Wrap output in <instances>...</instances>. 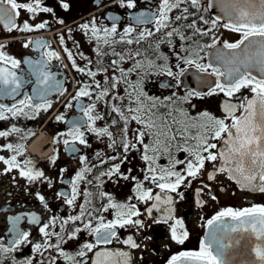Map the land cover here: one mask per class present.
<instances>
[{
  "label": "snow or ice",
  "instance_id": "obj_1",
  "mask_svg": "<svg viewBox=\"0 0 264 264\" xmlns=\"http://www.w3.org/2000/svg\"><path fill=\"white\" fill-rule=\"evenodd\" d=\"M150 3V0H148ZM190 4L198 11L201 10V0H159L155 11L139 10L130 12V20L135 22V26L129 23L124 28L123 34L119 35V40L109 39L118 35L117 17L110 16L113 21L111 27H96V21H91V32L93 37L98 41H102L105 46L112 48L110 53H105L99 48L97 55H114L119 59L111 61L112 66L118 67L123 60L134 59L142 55L141 51L135 52L125 51L117 52L112 47L115 43H133L139 44L142 40L161 32L164 29H170L163 33L171 44V38L174 34L178 35L181 40L191 39L190 36H185L181 32V28L185 27L192 29L194 36H209L214 29L223 27L233 33L239 34V39L235 42L227 40L221 42L215 35L211 36L212 43L200 45L198 42L197 50L190 53L187 57H179L184 63L194 66L200 72L209 73L216 77L214 86L209 88L207 93L190 90L184 97H180L183 102H187L189 98L203 97L204 95L212 96L223 93L227 99L222 102V116H215L208 111H203L195 117H189L186 112L180 110V115L184 117L182 120H173V125H176L175 132L172 126L167 121L161 120L157 123V118L152 112L156 107V102L153 98L146 97L142 93L139 81H131L129 74L138 69H142L144 64L140 60H136L133 68L125 71L119 68L120 76L105 75L104 86L100 81L95 80L98 72L107 73L108 67L99 66L96 71L91 68L77 67L75 60H72L73 67L78 72H87L89 77L93 78L94 87L92 84L84 83L77 92L74 99L79 97L91 98L95 92V100H104L110 107L111 112L117 114L118 119H113L111 123L105 127H96L97 120H103L104 116L96 114V103L93 102L87 106H81L80 111L83 117L71 121V128L64 135L67 138L63 139V144L66 150L73 153L77 151L74 145L78 142L80 145L90 146L85 137V132L81 130L85 125L89 132L94 133L98 137L107 136L111 143L109 147H113L119 142L120 147L125 154L123 157H109L111 160L120 159L121 163L128 159V153L136 150L137 145L141 146V159L144 161L145 167L140 169L143 173L142 178L131 176L134 184V198L141 203L148 204L152 202L146 209L147 216L153 217V211L160 212L164 210L165 215L156 219V223H167L173 219L174 211L173 196L170 193H177L183 199V192L179 189L182 185L190 186L191 180L198 178L202 170L205 169L206 163L213 164V170L208 173L209 181L215 180L218 174L227 176L229 180L234 181L240 188L244 190L258 191L264 193V0H209L207 8L202 9V13L198 19L204 25H210L206 30L197 26V20L193 19L186 25L176 24L174 21L188 20V7L181 5ZM219 5L222 9L223 16H215L212 19H205L203 12H207L210 8ZM119 5L122 8L135 10L138 8L137 0H119ZM61 6L64 9L68 8L67 3L61 0ZM174 9H181V14L174 18L170 13ZM21 10L32 14V18L39 12H53L54 10L47 6H42V0H31V2H22V0H0V25L7 32L13 31L32 32L39 29H44L46 23L36 25L30 24L27 20L19 24L18 18ZM227 17V22L221 24V21ZM60 23H63L61 20ZM153 25L155 31L149 28L142 29L137 35V27L141 25ZM83 29L89 28V23L80 26ZM64 37L60 40L63 42ZM162 42V41H161ZM217 48L218 44H221ZM30 44H35L37 49L46 47L44 41H28L24 43V47H29ZM5 45H0V97H7L15 100L20 95L21 89L25 83H32L31 79H25L22 75L17 74V69L21 67V60L9 55L4 51ZM159 47V43L156 44ZM205 48L216 49L212 53L213 60L208 63H200L203 59L200 52ZM69 59H72V53L68 49ZM193 56L195 58H193ZM47 60L53 58L59 59V54L55 51H47L41 53V58L38 60L28 59L26 63L30 66L31 71L27 74L29 77H35V99L42 102H34L32 95H24L11 105L0 103V120H7L10 117L15 118L20 115H27L26 109L35 114H39L41 110L48 111L52 107L47 96L53 90H60L58 81H55L50 72L47 71ZM165 62L167 57H162ZM91 63V61H89ZM149 66L160 67L166 70V75L179 77L186 71L177 62L175 67L179 70L174 73L171 67L165 65H155L149 61ZM223 68V71L221 70ZM256 69L260 75H253L252 69ZM209 70H211L209 72ZM127 84L128 88L125 91L128 94V105L121 108L119 105L124 100L123 96L114 94V90L121 84ZM162 86H168L162 83ZM248 88L253 94L251 98L241 97L239 102H233L232 98L241 91ZM98 90V91H96ZM175 95V94H174ZM115 103H109V98ZM146 99L151 103H146ZM166 99H173L167 97ZM135 105L133 107L132 105ZM66 107L71 108L69 103ZM171 112V110H169ZM239 113V114H238ZM86 117V120H84ZM57 121H64L63 114L56 117ZM136 122L141 125L132 131L129 136V124ZM119 125V139L110 129L116 128ZM21 130L15 125L9 130H0V138H7L13 133H18ZM149 137L151 142L145 143V138ZM57 143H60L59 136L56 138ZM175 147L179 151L186 153L189 159H178L172 154V149ZM0 151H8L12 155L5 157L0 155V162L5 166L3 172L5 174L12 170H18L19 176L25 178L30 184L36 181H47L48 186L52 187V181L42 170L35 168L33 161L28 158L21 161L18 159L25 154V146L23 144L7 143L0 145ZM161 154H167L169 163L167 166L158 163ZM99 155V153H97ZM56 155L50 157V162L55 163ZM81 163L85 166L76 172L74 178L70 181L71 192L60 191L56 196L62 203L67 204L70 208H74L78 197L81 195L79 191V183L88 180L87 175L92 169L87 166V157H80ZM102 163L104 161H101ZM121 163L113 164L107 171L100 172L95 177L97 188L102 185L101 177L122 176L128 180L130 177L121 173ZM183 164V170H177L179 165ZM66 171V169L61 170ZM130 171V170H129ZM188 181V184H185ZM147 185H154V188ZM210 185L205 184L203 188L198 189L201 192L204 188H209ZM158 189L159 191H155ZM84 203L79 205V212L76 215H68L67 217L52 216L48 222L42 223L41 218L36 213H24L17 216H10L8 220L11 224L8 235L10 242L5 246L0 240V252L9 253L17 251L21 245L31 244L33 251L38 253L43 259L37 264H58V261L63 260L64 264H132L131 253L129 251L110 248L114 241L126 245L129 249H138L140 243L132 237L120 240L117 229L125 226H134L138 230L145 227V223L141 219H134L142 215L137 204L131 203L133 197H129L127 202H117L109 193L98 191L97 196L100 199L107 198V203H101L99 207H87L92 204V193L85 190L83 193ZM39 202L47 209L48 201L45 196L36 193ZM216 200V196L211 197ZM109 209L114 210L112 219H107L104 213L109 212ZM2 210V209H0ZM22 216L29 217L30 223L40 225L39 232L43 238V242H34L30 239L31 232L23 231L18 227ZM225 218H231L234 224L227 223ZM59 221V231L54 229ZM79 222L81 226H77ZM71 224V229L65 226ZM183 228V222L176 220L171 226L172 239L183 244L188 238L187 231H179ZM209 229L206 237L200 242L198 251H182L172 255L168 260V264H233L229 258V249L234 247L239 240L235 239L233 233H247L249 237H255L254 246L250 248V252L254 253V257L245 261V264H264V205H253L243 209H233L231 207L224 208L218 211L211 219L207 220ZM86 231L93 239L83 242L79 250L70 253L65 250L62 245L68 240L78 239L79 233ZM52 237H56L55 243L52 242ZM67 237V239L65 238ZM143 239H150L144 237ZM45 254L46 257H45ZM14 264H33V258L28 257L23 261H16Z\"/></svg>",
  "mask_w": 264,
  "mask_h": 264
},
{
  "label": "flooded vegetation",
  "instance_id": "obj_2",
  "mask_svg": "<svg viewBox=\"0 0 264 264\" xmlns=\"http://www.w3.org/2000/svg\"><path fill=\"white\" fill-rule=\"evenodd\" d=\"M22 2H31V0H22ZM63 3L68 4L67 9L61 6V0H42V6L50 7L54 11L39 12L34 18H32L31 13L21 10L17 21L19 24H22L25 20L33 26L39 23H46L44 29L32 32L13 31L9 33L0 25V45H5L4 51L22 62L21 67L16 70L17 74L33 81L32 83L24 84L20 95L15 100L0 97V103L11 105L23 99L24 95H32L34 102H42L35 99V92L33 91L35 77L27 75L31 69L26 61L28 59L38 60L41 58V53L47 51H55L59 54V59L53 58L47 60L46 57L44 59L47 61V71L51 73L53 79L58 81L60 85L59 91L53 90L47 96V100L52 104V107L48 111L41 110L39 114H35L26 109L27 115L0 120V130H9L13 125L21 130L7 138H0V145L7 143L23 144L25 146V154L18 157V159L23 161L30 158L35 168L42 170L52 181V187L48 186L47 181H36L30 184L25 178L19 176L18 170L14 169L5 174L3 172L5 166L0 162V209H2L0 210V240L3 241L4 245L8 246L10 242L8 233L11 224L8 217L24 213H36L41 218V222L45 223L52 216L67 217L70 214L76 215L79 212V205L84 203L85 197L83 193L85 190L92 193V204L87 206L89 208L93 206L99 207L101 203L106 204L108 202L107 198L100 199L97 196V192L102 191L109 193L117 202H127L129 197H133L131 203L137 204L142 213L140 217H135L134 219H141L145 223V227L139 230L131 225L117 229L121 241L127 239L128 236H132L137 243L141 244L140 248L129 249L126 245L117 241H114L108 247L129 251L131 253L132 264H168V260L172 255L182 251L199 250L200 242L209 231L207 220L211 219L218 211L229 207L243 209L253 205H264V193L244 190L223 174H218L215 180L209 181L207 176L214 166L211 163H206L205 169L202 170L198 178H189L191 180L190 186L185 187L182 185L179 189L180 192H183V199L177 193H170L173 196V219L167 223H156V219L165 215L164 210L161 209L160 212L154 210L153 217L149 218L146 209L152 202L144 204L134 198L135 182L131 179V176L142 178L143 173L140 169L145 167L144 161L141 159V146L137 145V148H140L141 151L133 150L129 152L127 154L128 159L121 163L120 159H109V157H123L125 155L119 142L113 147H109L111 141L107 136L98 137L94 133L89 132L86 125L81 130L85 132V137L90 146L80 145L77 142L74 145L77 149L75 153L66 150V146L62 141L67 137L60 135L62 133L66 134L69 131L72 126L71 121L83 117V113L80 111L82 105L87 106L93 102L96 103V114L104 116L103 120L96 121V127L98 128L109 125L113 119H118L117 114L111 112L110 107L104 100H95V92L91 98L85 96L74 99L84 83L92 84L94 87V81L92 77L87 75L86 71L84 73L78 72L73 67L72 60H75L77 67L86 68V70L87 68H91V70L96 71L101 65L108 67L109 71L107 73L98 72L95 77V80L100 81L102 86H104L105 75L109 77L112 75L120 76L119 68L127 71L129 68H133L136 60H140L144 64V67L130 73L129 79L131 81H139L142 93L146 94V97L153 98L156 102V107L152 109V112L157 118V123L161 120L167 121L172 126L174 132L176 125H173V120L179 121L184 119L180 115V110L186 112L189 117H195L203 111H208L218 117L222 116L221 105L227 99L223 93L212 96L204 95L202 98L193 96L187 102L178 99L184 97L190 90L207 93L209 88L214 86L216 77L209 73L200 72L194 66L185 64L183 59L178 61L177 58L178 56L187 57L190 53L197 50L195 42H198L200 45L211 44L212 35H215L221 42L225 40L235 42L240 38L239 34L233 33L223 27H218L209 36L200 37L192 35V29L182 27L181 32L185 36H190L191 39L181 40L178 35L174 34L171 38V44H169L168 39L164 37L163 33L170 29H164L148 37L146 40H142L139 44L115 43L112 45L117 52H135L139 50L142 53L141 56L134 59L126 58L116 67L112 66L111 61L119 59L118 57L114 55L100 57L97 55L98 48L105 53H110L112 48L105 46L102 41H98L93 37L91 21L95 19L96 27H111L113 21L109 17H117L118 35L109 39L119 40V35L123 34L124 28L129 23L135 26V22L130 20L129 13L149 9L155 11L159 0H150V3L148 0H137L138 8L135 10L120 7L119 0H63ZM208 4L209 0H201V10L199 11L190 4L181 5V9L188 7L191 15L188 16V20L184 21L177 22L173 19L172 26H176V24L186 25L193 19H196L197 26L206 30L210 25H204L199 21L198 17L202 13V9L208 7ZM181 9H174L170 13V16L174 18L176 15H180ZM203 15L205 19H212L218 15L223 16V12L217 4L207 12H203ZM61 20L63 23H60ZM226 22L227 17L221 21V24ZM85 23H89L88 29L80 27ZM144 28L155 31L151 24L141 25L137 27V32L133 35H137ZM61 36L64 37L63 42L60 40ZM30 40L44 41L47 46L37 49L35 44H30L29 47L25 48L23 46L24 43ZM157 43H159L158 48L156 47ZM221 46L222 43L218 44L217 48ZM65 49L71 51L72 59H69L68 52ZM215 50L205 48L204 51L199 53L203 57L199 62L206 64L213 60L212 53ZM162 57H167V61L165 62ZM193 58L195 57L193 56ZM149 61L154 62L155 65H165L166 63L167 67H171L174 73L179 71L175 67L176 63L179 62L181 67L185 68L186 71L179 77L168 76L165 69L149 66ZM221 70L223 71V68ZM252 72L253 75H260L255 68L252 69ZM162 83L168 86H162ZM127 88V84L121 83L114 90V94L124 97V100L119 105L121 108L128 105L129 97L125 91ZM252 95L248 88H244L232 100L233 102H239L241 97L251 98ZM167 97H173V99H166ZM105 99L109 100V103H115V101H111L110 97ZM145 102L151 103L147 99ZM69 103L72 104L71 108L66 107ZM132 106L135 107L134 104ZM61 114L64 115L65 120L57 121L56 117ZM84 120H86V117H84ZM140 127L141 125L136 122H131L129 124V136L131 137L133 130ZM110 130L119 139V125ZM58 136L61 141L60 143L56 141ZM150 142V138L146 137L145 143ZM172 154L178 159L186 160L190 158L186 153L179 151L175 147L172 149ZM0 155L8 157L12 153L0 151ZM53 155L57 156L54 164L50 162V157ZM82 156L87 157L86 164L92 169L91 173L86 174L88 180L92 181V184L86 181L79 183L78 187L81 195L78 197L75 207L70 208L57 198L56 193L60 191L71 192L72 186L70 181L74 178L76 172L85 166L80 160ZM101 161L104 162L102 163ZM116 163H121V173L128 175L130 178L125 180L122 176H112L111 178L103 176L101 177L102 185L97 188L98 182L95 177L100 172L107 171ZM158 163L167 166L169 163L168 155L161 154ZM183 168L184 165L181 164L177 167V170H183ZM62 169H66V171L62 172ZM185 184H188V181H185ZM205 184L210 185V187L204 188L203 191L198 193L197 190L203 188ZM146 186L154 188V185H147V182ZM155 191L159 190L155 189ZM37 192L44 195L48 201L47 209L37 199ZM213 195L217 197L216 200L211 199ZM104 215L107 219H112L114 210L109 209V212L104 213ZM227 219L231 218H225V220ZM176 220L183 222V228L180 229L178 227V232L187 231L189 234L183 244H178L172 239L171 226L175 224ZM77 226L82 227L79 222H77ZM18 227L23 231H30V239L34 242H43V238L39 232L40 225L30 223L29 217L22 216ZM65 227L71 229L73 226L69 224ZM54 230H60L59 221ZM232 236L239 240V243H236L234 247L229 249V258L238 264H245L247 259L254 257V253L250 252V248L254 246L255 237L252 236L250 238L247 233H233ZM144 237H150V239H143ZM65 238L67 239V237ZM92 239L86 231H82L79 233L78 239L68 240L62 247L70 253H74L79 250L83 242L91 241ZM55 241L56 237H52V242L55 243ZM28 257L33 258V264H37L38 261L43 259L38 253L33 251L31 244H26L21 245L14 252H0V264H14V262L23 261ZM58 264H64V261L60 260Z\"/></svg>",
  "mask_w": 264,
  "mask_h": 264
},
{
  "label": "water",
  "instance_id": "obj_3",
  "mask_svg": "<svg viewBox=\"0 0 264 264\" xmlns=\"http://www.w3.org/2000/svg\"><path fill=\"white\" fill-rule=\"evenodd\" d=\"M226 221H227V223H230V224H234V223H235V222L232 221L231 219H227ZM238 238L240 239L239 236H238ZM232 261H233V264H238L236 261H234V260H232Z\"/></svg>",
  "mask_w": 264,
  "mask_h": 264
}]
</instances>
